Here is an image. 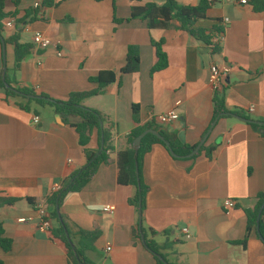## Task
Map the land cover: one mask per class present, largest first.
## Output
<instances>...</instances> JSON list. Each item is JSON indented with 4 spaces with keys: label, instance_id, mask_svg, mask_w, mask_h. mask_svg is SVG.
Returning a JSON list of instances; mask_svg holds the SVG:
<instances>
[{
    "label": "crops",
    "instance_id": "0c3cea01",
    "mask_svg": "<svg viewBox=\"0 0 264 264\" xmlns=\"http://www.w3.org/2000/svg\"><path fill=\"white\" fill-rule=\"evenodd\" d=\"M15 1L5 3L3 39L18 35L21 43L34 46V34L40 32L55 44L46 50L34 46L16 73L13 46L6 44L7 71L19 87L66 100L72 93L97 89L89 79L100 72L116 75L113 84L83 103L114 124L113 150L90 183L67 195L61 208L70 231H99L93 249L85 253L88 260L156 264L142 239L134 236L139 213L129 204L133 188L118 184L117 157L136 128L132 108L137 106L141 125L164 128L175 142L191 146L208 135L203 146H217L212 159L205 153L192 160L174 159L161 145L146 154L142 176L149 190L142 227L148 238L171 264H264V244L256 232L245 247L232 244L245 238L244 211L253 209L257 195L264 192V129L257 131L230 116L213 122L215 93L210 85V68L217 65L225 74L220 93L229 113H241L264 127V10L252 2L239 6L216 0L195 26L211 32V42L220 48L214 54L209 45L180 30L177 22L149 29L139 19L126 21L132 8L161 6L165 0ZM176 1L184 6L200 2ZM7 20H14V28L4 26ZM214 27L224 34L213 33ZM153 42H163L168 62L165 70L155 73ZM130 46L138 48L140 69L123 74ZM168 112L179 119L167 125L154 120ZM35 116L40 118L37 125ZM87 147L98 149L97 132ZM85 164L78 135L59 114L50 107L24 111L7 103L0 90V198L17 200L0 207L4 236L12 241L8 253L0 249L4 264H70L62 245L49 232L38 230L36 205ZM227 199L237 203L235 209H224ZM106 207H114V214L104 212ZM22 218L32 221L20 223Z\"/></svg>",
    "mask_w": 264,
    "mask_h": 264
},
{
    "label": "trees",
    "instance_id": "16d2710c",
    "mask_svg": "<svg viewBox=\"0 0 264 264\" xmlns=\"http://www.w3.org/2000/svg\"><path fill=\"white\" fill-rule=\"evenodd\" d=\"M101 2L103 0H94ZM139 1V0H131ZM6 0H0V90L3 91L5 101L9 104L14 103L20 109L30 112L33 106L40 108L50 107L54 112L59 114L66 125H70L78 135L79 145L86 158L85 166L73 172L68 176L66 181L62 184L59 191L50 193L46 197L47 212L52 221V229L49 231L53 241L58 242L64 248L70 264H92L86 257V251L92 250L95 242L98 240L100 233L99 231H77L72 232L69 230L66 220L61 213V208L64 199L70 193L81 192L88 183L95 177L98 170L102 165H106L109 158L108 151L113 150L112 138L114 131V124L109 122V119L97 110L87 108L84 106V101L91 97H95L103 92V90L113 84L116 81V75L112 72L104 71L100 72L96 77L89 79L90 82L96 83L98 88L93 91L75 92L70 94L66 100H56L50 97L46 93H38L33 89L26 87H19L15 80L10 76L11 70L7 71L5 82L3 81V59H2V42L1 37L4 32L3 20L8 17L5 13ZM18 4V0L15 1ZM254 7L257 10H264V2L262 0H252ZM210 4L207 0H200L197 6H184L180 5L176 0H165L164 4L159 6L156 3H148L142 8H132L131 16L128 20L139 19L146 22L149 29L158 27H167L170 22L179 23L178 28L184 32H187L192 37L196 38L209 45L214 54L219 53L220 48L217 44L211 42L210 33L204 29H196V23L206 17L207 11L210 8ZM117 23H122V20H115ZM213 33L223 35L224 31L221 28L214 27ZM3 38V37H2ZM5 44L13 46L14 52V68L13 73H16L21 68L22 63L30 56L34 46L32 44H25L20 42L18 35L12 36L8 39H4ZM156 49L157 63L153 67L152 73L165 70L168 66L167 57L162 50L163 42H153ZM140 69V54L137 47L130 46L128 48L126 65L121 70L123 74H133L138 72ZM7 83L11 88L6 87ZM15 91H14V90ZM34 96V98L29 97ZM213 122L218 118H227L229 113L225 97L223 93H215L213 98ZM37 114V112H35ZM139 108L133 106L132 118L136 124V128L132 130L127 138L128 147L118 153L117 165H118V184L121 186H130L133 188V194L129 199V204L132 205L139 213L140 207L142 215L146 209V196L148 193V186L145 184L142 176V165L144 157L149 153L154 145H161L168 150L164 142H162L156 136L148 134L142 139L141 147L138 151V155L135 156L132 144L134 140L145 131L152 129L160 131V134L165 138L166 141L170 142L174 153L181 158L174 159H187L189 155L197 145H187L180 142H175L164 128H159L153 124L141 125L138 118ZM237 115L243 117L241 113ZM72 118H78V122H72ZM251 126L260 131L264 129L263 126L257 124H251ZM94 132L98 135V149L92 150L87 146L91 140ZM264 136V134H263ZM102 147V151L100 149ZM217 146H203L200 151L192 158L196 159L205 153L207 158L212 159L213 154ZM169 151V150H168ZM136 163L138 165L139 182L136 174ZM257 203L253 209H246L244 212L247 218L246 235L242 241L232 242L234 245L246 246V243L253 232L258 234L257 220L261 208L264 205V192L260 193L256 197ZM17 200L11 198H0V207L11 206L16 203ZM32 202L31 200H29ZM34 203V202H33ZM62 218V225L58 209ZM264 208L261 213V219L259 224V234L262 237L264 244ZM68 231L69 237L65 233V228ZM142 233L145 237V246L147 250L153 255L156 264H165L164 260L171 264L166 255L161 250L162 248L153 240L149 239L144 227H142ZM152 237L156 235L154 231L150 232ZM258 234V237H259ZM134 236L138 240L141 239V232L139 226L134 231ZM76 239L79 241L76 242ZM12 241L5 238L2 224L0 223V249L4 253H8L11 249ZM162 259H161V258ZM0 264H4L3 260L0 259Z\"/></svg>",
    "mask_w": 264,
    "mask_h": 264
},
{
    "label": "built area",
    "instance_id": "2783aa9c",
    "mask_svg": "<svg viewBox=\"0 0 264 264\" xmlns=\"http://www.w3.org/2000/svg\"><path fill=\"white\" fill-rule=\"evenodd\" d=\"M210 5H213L216 0H207ZM223 2H231L235 5L239 6H249L252 2V0H221ZM36 7L39 6V3L35 4ZM228 21V20H226ZM14 20H7L5 22L6 28H14ZM33 44L36 48L40 50H46L50 48L51 46H54V42L45 36L43 33L37 32L34 34L33 37ZM225 74L224 72L217 66L212 65L210 68V85L212 89L214 90V93H220L223 87ZM255 111V107L251 106L249 108V112L253 113ZM179 119V116L175 112H168L165 114H160L157 117L154 118L155 121L162 125H167L173 122H176ZM40 118L38 116H35L33 119L34 124H39ZM110 153V151H108ZM62 184L56 185L52 188L50 193L57 192L61 189ZM237 206V203L234 200L227 199L223 202V207L226 211H230L235 209ZM104 212L114 214L115 208L114 207H106L104 208ZM36 214H37V228L38 230L42 232H49L52 229V221L48 215L47 212V203L46 200L42 201L41 203H38L36 205ZM32 221V218H22L19 219L20 223H26ZM186 234V238H190L188 229H184L183 231Z\"/></svg>",
    "mask_w": 264,
    "mask_h": 264
},
{
    "label": "water",
    "instance_id": "95a60500",
    "mask_svg": "<svg viewBox=\"0 0 264 264\" xmlns=\"http://www.w3.org/2000/svg\"><path fill=\"white\" fill-rule=\"evenodd\" d=\"M1 42H2L3 63H4L3 74H2V76H3V81L5 82L6 74H7V66H6V44H5L4 39H3L2 37H1ZM5 85H6V87L11 88L7 83H5ZM13 90H14V89H13ZM14 91H15V90H14ZM29 97L34 98V96H29ZM226 115H227V116H230V117H232V118H235V119H237V120H239V121H242V122H247V123H250V124H259V125H263V123L256 122V121H252V120H249V119L243 118V117L238 116V115L233 114V113H228V114H226ZM218 119H219V118H218ZM217 121H218V120H216L215 123H216ZM215 123L213 124V126L215 125ZM160 131H161V130L156 131V130L149 129V130L145 131L144 133H142L140 136H138V137L134 140V142H133V144H132L133 150L135 151V156L138 155V151H139V149H140V147H141L142 139H143L145 136H147L148 134H151V135L156 136L157 138H159L162 142H164V144H165L166 147L168 148L170 154H171L174 158H181V157L177 156V155L174 153V151H173V149H172V147H171L170 142H168V141L165 140V138L160 134ZM262 132H264V130H263ZM207 137H208V135H207L206 138H204V140H203V141H202V142H201V143H200V144H199V145H198V146H197V147H196V148H195V149H194L189 155H187L185 158L190 159V158L194 157V156L200 151V149L202 148V146L204 145V143H205ZM101 151H102V147H101V149H100V152H101ZM136 169H137V171H136V174H137V180H138V182H139V174H138V165H137V163H136ZM263 208H264V205H263V207H262L261 210H260V213H259V216H258V220H257L258 234H259L260 218H261V213H262ZM57 209H58V208H57ZM58 215H59V219H60L62 225L64 226V223L62 222V218H61V215H60V211H59V209H58ZM64 228H65V227H64ZM139 231L141 232V239H142V241H143L144 244H145V237H144V235H143V233H142V212H141V207H140V210H139ZM65 233H66V235L69 237V234H68V231H67L66 228H65ZM259 238H260V240H262V237L260 236V234H259ZM262 241H263V240H262ZM160 258H161V257H160ZM161 259H162V258H161ZM164 263H165V264H168L165 260H164Z\"/></svg>",
    "mask_w": 264,
    "mask_h": 264
}]
</instances>
